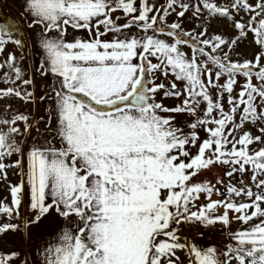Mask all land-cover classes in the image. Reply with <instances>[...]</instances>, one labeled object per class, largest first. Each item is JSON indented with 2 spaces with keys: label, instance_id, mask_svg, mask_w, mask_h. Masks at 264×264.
Instances as JSON below:
<instances>
[{
  "label": "snow or ice",
  "instance_id": "6c2138e0",
  "mask_svg": "<svg viewBox=\"0 0 264 264\" xmlns=\"http://www.w3.org/2000/svg\"><path fill=\"white\" fill-rule=\"evenodd\" d=\"M177 3L167 0L161 9L150 0L139 4L137 0H24L33 18L29 27L42 29L40 46L46 58L41 70L61 78L60 90L55 91L54 137L60 146L49 142L47 147L24 152L16 139L21 134L16 125L23 121L27 132L28 117L0 119V125L7 126L0 128V178L7 179L9 167L22 173L20 183L10 185L11 206L0 202V214H18L27 186L35 214L29 223L39 222L53 209L65 218H79L75 234L64 231L59 243L46 249V264H183L178 250L187 252L189 264H264V147H250L264 144V127L259 136L242 131L246 123L264 121V52L239 62L223 51L249 32L264 49V0L255 4L232 0L231 8L249 13L250 18L247 23L233 21L238 36L231 41L221 35L208 38L204 31L198 40L179 22L166 30L160 22ZM201 3L210 14L231 18L229 8L211 0ZM179 7L176 15L182 18L189 5ZM117 11L127 22L119 24L120 17L113 18ZM200 13L196 6L193 15ZM69 27L86 30L89 38L67 41ZM133 27L142 35H131ZM52 32L55 37L49 36ZM110 34L111 39H101ZM9 42L23 44L0 24V53ZM182 45L192 49L191 56ZM218 50L222 56L216 55ZM5 66L15 77L5 72V83L22 80L13 53L0 69ZM157 73L174 80L167 87L157 84ZM238 76L245 82L234 95ZM176 81L183 82L182 89ZM161 92L164 98L180 99V104L167 107L157 102ZM10 96L28 101L32 93L17 87L0 89V99ZM174 114L194 118L187 123L188 131L175 123ZM200 130L207 138L201 140ZM190 148H197L196 153ZM14 154L20 159L6 164L5 158ZM216 164L230 166L225 172L229 178L251 171L256 190L242 180L239 187L225 184V192L193 182L200 171ZM201 194L208 202L197 205ZM213 194L224 199L214 201ZM232 219L247 227L229 232L233 243L222 254L215 246L181 242L173 227L184 223L229 227ZM15 228L0 225V233ZM0 264H9L8 258L0 257Z\"/></svg>",
  "mask_w": 264,
  "mask_h": 264
},
{
  "label": "rangeland",
  "instance_id": "374dc122",
  "mask_svg": "<svg viewBox=\"0 0 264 264\" xmlns=\"http://www.w3.org/2000/svg\"><path fill=\"white\" fill-rule=\"evenodd\" d=\"M211 2L216 3L220 7L229 8L231 12V18L223 17L219 15H212L208 10L203 9L201 0H192L191 8L195 11L196 6L201 7V13L198 15H193L185 18L182 17L179 20L181 24H187L190 28L189 30H184L185 32L193 33L194 36H197V39H202L198 34L202 31L206 32L207 37L211 38L215 35H221L226 40L236 39L238 36V30L233 26V21H241L247 23L250 14L240 10L236 11L231 8L232 0H211ZM257 0H249V3L255 4ZM150 3L155 5L157 8L163 9L167 6V0L160 1L159 3L150 0ZM179 8V7H177ZM192 14H193V11ZM161 15L163 12L160 13ZM169 14L172 15V12L169 9ZM187 15V12H185ZM190 16V15H189ZM120 17L118 20L119 24H124L126 19L123 17L122 13L117 11L113 14V18ZM173 19V15L171 16ZM32 17L29 16L25 10L24 0H0V24L8 27L12 34L13 39H21L23 44L22 46L15 45L14 43L9 42L6 46V49L3 53H0V64H4L9 53H13L16 57V67L20 68L22 74V80H31V84L24 85L22 80H17L15 84L5 83L4 82V73L7 72L9 77L15 79L14 73L11 69L5 66L3 69H0V89L8 87H17L23 92L32 93L30 100L25 101L19 97L10 96L0 99V119H11L17 114H23L28 117V124L30 125L27 132L24 131L25 124L23 121L17 123V127L20 129V135L16 136L17 141L19 142L22 151L26 152L32 147L43 146L47 147L48 143L51 142L54 146L59 147V139L54 137L56 136V127H57V117L55 112V91L60 90V80L61 78L48 72L46 70H41V64L45 63L46 53L40 46L42 29L40 26L29 27V24L32 22ZM186 21V22H185ZM169 22H160L162 27H165L167 30V25ZM103 30V29H101ZM128 32V30H125ZM131 35H142L136 27H133L130 30ZM50 37H55L56 33H49ZM7 39V37H5ZM67 41H73L76 38L88 39L89 33L86 30L73 29L69 27L67 33L64 37ZM111 34L109 36L102 37L101 39H111ZM166 38V37H162ZM167 39V38H166ZM188 39V37H185ZM223 47V46H222ZM182 51H184L188 56L192 55V49L187 45L181 46ZM210 51V49H206ZM224 52H227L232 61L243 62L245 60H253L256 55H259L261 52H264L258 44L255 43L254 34L249 32L246 37L239 39L234 46L225 47ZM216 55H221L222 53L218 50ZM153 63L157 62L155 58H152ZM264 63V61H262ZM211 66V65H210ZM159 78L156 79V83H164L167 86L173 82L174 77L169 75L164 77L163 75L157 73ZM238 84L235 88V93H238L240 87L244 84L245 78L243 76H238ZM220 83H224V80L221 79ZM256 83V81H253ZM178 88H183V82L176 81ZM212 93L215 96L216 90L212 89ZM43 98V99H42ZM157 102H162L167 107H174L180 104V99L175 97L164 98L163 93H158L156 95ZM225 109L227 110V98L225 96L224 100ZM203 107V106H202ZM161 115H169L161 113ZM176 115L175 123L183 127L185 131L187 129V123L191 122L194 119L187 114H174ZM239 117H237V120ZM264 127V121L255 122V123H246L242 131L250 132L253 136L261 135L260 128ZM0 128L7 130L6 125H0ZM201 140L207 138L206 133L203 130L199 132ZM231 139V137H230ZM253 149H259L264 147V144H253L250 146ZM197 148H190V152L195 154ZM20 159L18 155H13L11 157H6L4 162L9 163V160L16 161ZM10 164V163H9ZM12 164V163H11ZM230 170V166H222L219 164L212 165L208 169L200 171L195 177H193L194 183H209L210 185H215L220 192H225L224 185L231 182L237 187L240 186L241 180L244 185H249L253 187L254 185L251 182V171L246 173H236L233 177L229 178L225 175V172ZM10 176H7V179L0 178V202L11 206V195H10V185H16L20 183L22 179V173L20 169L9 167L6 169V173ZM222 180L223 184L217 183V180ZM27 186H25L24 194ZM23 194V196H24ZM212 200H222L223 196L213 194L211 197ZM246 199V198H245ZM239 200V198H237ZM208 201L205 198L204 194L200 195L197 205H202ZM24 207V200L22 198V203L20 208ZM19 208V212L20 209ZM13 214L9 217L4 214H0V225L12 224L16 225L18 229L23 230L25 226H20V222L23 219L24 214L21 213ZM223 209L219 210V213H222ZM233 214L230 213V216ZM22 216V217H21ZM235 219H232V222ZM231 222V223H232ZM177 234L181 238V242L195 243L196 245L207 248L209 246H215L218 254H222L225 251L226 245L233 243L229 236V227H224L221 224L217 223L215 225L208 226L207 233H201L198 227L193 226V223H184L182 225L176 226ZM26 230V229H24ZM23 230V231H24ZM27 237H29L32 244L30 247V252L36 247L34 245L33 235L36 233V226L30 225V228L27 227ZM34 252H32L33 254ZM18 256V257H17ZM34 256V255H33ZM32 256V257H33ZM177 256L183 261V264H189V256L186 251H177ZM17 258L21 259L22 255H16ZM223 255H220V259L223 260ZM15 264H20L16 262Z\"/></svg>",
  "mask_w": 264,
  "mask_h": 264
},
{
  "label": "crops",
  "instance_id": "0c3cea01",
  "mask_svg": "<svg viewBox=\"0 0 264 264\" xmlns=\"http://www.w3.org/2000/svg\"><path fill=\"white\" fill-rule=\"evenodd\" d=\"M140 3V0H137V4ZM188 4L189 9L187 11V15L185 14V18L193 16L191 9L192 0H178L177 5L175 6V11L172 12V15L168 14L163 22H169L168 24L174 22H181L180 18L177 17L176 13L181 11L182 9L179 7V4ZM179 7V8H177ZM194 11V10H193ZM190 15V16H189ZM186 22V21H185ZM182 29L189 30V25L181 24ZM191 32V31H189ZM193 34V33H192ZM10 164L14 163L15 161L9 160ZM6 163V164H9ZM7 176L9 177V171ZM24 200V207L20 208L21 215L24 214L22 221L20 222V226H25L24 229H18L17 226L15 229H11L0 233V257L8 258L9 264H15L19 262L20 264H46L45 257H46V249L49 246L55 245L59 243V238L63 234L64 231H70L73 234L76 233L78 227L80 226V220L78 217L70 216V217H63L59 215L54 209L50 210L48 214L43 216L39 222L36 223H29V221L34 220L35 214L30 209V197H29V190L26 188L25 194L23 196ZM51 198H49L50 202ZM22 217V216H21ZM36 226V233L33 235L34 245L36 247L30 252V247L32 244L27 234V227L30 228V225ZM247 225L240 223L237 220H233L229 227V231L236 232L238 230H242ZM22 255V258L19 259L16 255ZM34 255V256H33ZM33 256V257H32Z\"/></svg>",
  "mask_w": 264,
  "mask_h": 264
},
{
  "label": "built area",
  "instance_id": "2783aa9c",
  "mask_svg": "<svg viewBox=\"0 0 264 264\" xmlns=\"http://www.w3.org/2000/svg\"><path fill=\"white\" fill-rule=\"evenodd\" d=\"M160 1H163V0H154V2H157V3H159ZM193 226L198 227L197 229H199L200 232L203 234L207 233L208 231V226L202 225L200 223H193Z\"/></svg>",
  "mask_w": 264,
  "mask_h": 264
}]
</instances>
